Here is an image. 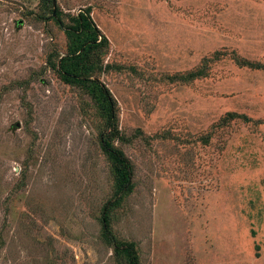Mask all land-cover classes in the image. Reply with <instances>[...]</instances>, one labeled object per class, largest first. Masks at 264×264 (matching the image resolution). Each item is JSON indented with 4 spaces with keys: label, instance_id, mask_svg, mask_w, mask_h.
<instances>
[{
    "label": "rangeland",
    "instance_id": "1",
    "mask_svg": "<svg viewBox=\"0 0 264 264\" xmlns=\"http://www.w3.org/2000/svg\"><path fill=\"white\" fill-rule=\"evenodd\" d=\"M57 6L90 8L113 65L95 75L126 136L147 137L116 142L134 189L115 234L141 264H264V68L237 61L264 66V0ZM51 15L46 0H0V264H119L100 220L114 192L104 121L53 66L70 42ZM230 111L251 121L223 123Z\"/></svg>",
    "mask_w": 264,
    "mask_h": 264
},
{
    "label": "trees",
    "instance_id": "2",
    "mask_svg": "<svg viewBox=\"0 0 264 264\" xmlns=\"http://www.w3.org/2000/svg\"><path fill=\"white\" fill-rule=\"evenodd\" d=\"M46 1L52 13L51 19L65 29L70 42L68 52L63 56L57 54V63L51 62L63 79L90 96L104 121L99 138L114 175V192L101 211L103 238L113 246L115 259L119 264H141L136 244L123 240L115 234L112 219L114 211L122 205L134 189V164L125 151L116 145V142L129 143L134 137L143 139L147 137L140 130L131 137L126 136L118 124L117 101L109 87L95 75L99 70L112 69L113 65L103 66L100 63L99 52L108 44V38L100 32L92 18L90 8L81 10L77 14L67 12L64 14L61 7L57 6L56 14H54L53 0ZM62 15L68 16L71 24H65ZM237 61L242 66L264 68L263 64L246 59H237ZM203 74L201 70H194L183 77L191 79ZM237 118L251 121L246 114L230 111L224 116L222 122L227 124ZM255 123L264 124V119H257Z\"/></svg>",
    "mask_w": 264,
    "mask_h": 264
},
{
    "label": "water",
    "instance_id": "3",
    "mask_svg": "<svg viewBox=\"0 0 264 264\" xmlns=\"http://www.w3.org/2000/svg\"><path fill=\"white\" fill-rule=\"evenodd\" d=\"M53 10H54V14H56V10H57V0H53Z\"/></svg>",
    "mask_w": 264,
    "mask_h": 264
}]
</instances>
